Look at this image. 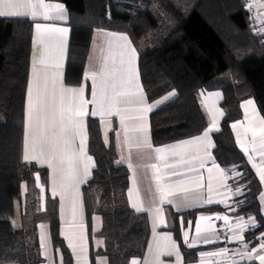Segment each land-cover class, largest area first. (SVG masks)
I'll return each instance as SVG.
<instances>
[{
	"label": "trees",
	"instance_id": "trees-1",
	"mask_svg": "<svg viewBox=\"0 0 264 264\" xmlns=\"http://www.w3.org/2000/svg\"><path fill=\"white\" fill-rule=\"evenodd\" d=\"M49 1L63 4L69 14L67 85L81 84L95 29L130 37L138 49L145 95L155 105L150 113L155 147L200 135L208 118L198 92L203 88L222 91L224 118L213 135V154L225 171L242 172L238 183L246 193L235 200L234 215L256 218L258 228L244 236L250 246L257 243V236L264 232L258 203L261 186L231 132V124L241 119L243 100L254 99L264 119V35L254 31L246 0ZM32 30L30 19L0 18V264H41L37 225L42 222L49 223L52 244L61 252L63 264H72L59 233L57 202L48 195V172L23 160ZM87 128L95 168L82 195L90 239L103 241L102 248L91 247V264L96 257L106 258L108 264H129L145 252L148 220L129 207V171L116 163L113 131L106 143L99 121L88 118ZM17 205L21 227L11 229L7 221L14 217ZM202 211L207 210L172 212L171 231L183 264L196 262L200 250L182 244L179 218L194 219ZM94 216L101 218L98 233L92 231Z\"/></svg>",
	"mask_w": 264,
	"mask_h": 264
},
{
	"label": "crops",
	"instance_id": "crops-1",
	"mask_svg": "<svg viewBox=\"0 0 264 264\" xmlns=\"http://www.w3.org/2000/svg\"><path fill=\"white\" fill-rule=\"evenodd\" d=\"M32 3L37 4L38 0H31ZM45 3L55 5L61 4L44 0ZM247 9L251 16V22L254 31L257 34L264 35V0H246ZM63 5V4H62ZM64 19H50L43 20L38 17L37 20H32L26 16L20 17H0V18H27L33 22L31 51L29 57V73L27 80V88L25 93L24 105V136H23V160L26 154L32 157L36 153L33 152L34 144L39 146L40 142L45 140L46 136L51 137V131L47 134L43 133L37 125L36 114L33 113L29 117L28 100L29 88L32 89V99L35 101L37 96V89L39 88L42 95L45 94V83L43 79L39 82L35 79L34 72H39L43 77L45 69H47L49 80L47 82L46 95L49 99L56 93V104L50 108V111L59 112V93L62 81L64 87L78 88L84 87V99L90 101L87 104V111L91 113L95 109V104L92 103L93 85L91 80L85 79L86 72H100L101 68L107 64L106 78L108 79V89L106 97L103 100L105 106V114L96 116L83 117L86 129V143L84 145L85 156L79 153L80 136H75L67 148V155L71 156L75 153V158L79 160V169L81 176L83 175V167L88 163L89 175L85 182L78 186H72L71 181H68L69 187L67 190L61 188L62 177H66L69 172V165L66 159L62 162L65 156L63 151V144L61 143L56 150V157L51 162V167L46 162H37L36 160L25 161L27 163L35 164L40 168H44L48 172V195L51 200L56 201L58 205L59 215V233L67 248L72 264H91L90 252L91 247L98 250L103 247V241L99 238L90 239L87 225L86 213L83 202L82 189L86 182L92 177L95 168V160L89 154V136L87 122L88 118H93L100 123L103 140L113 131L114 144L117 154V165L124 166L129 171V187L127 189V200L129 207L136 213H143L146 215L149 224V239L145 252L141 258H133L129 264H155V256L157 252L160 253L159 260L162 264H178L176 256H168L164 254L171 248L174 243L176 249L179 251L182 263V253L179 243L175 240L174 234L171 231L174 227V219L172 212L177 214L188 213L196 210H207L199 212L194 219L182 217L179 218L180 234L182 244L192 250H200L197 261L191 264H251L259 263V255H264V250H258L251 253L253 258L247 255H242L246 250L243 244H248L245 240V232L252 231L258 228L256 218L235 216L236 199H240L246 193L243 185L238 183L242 172L236 168H231L225 171L215 160L214 140L213 135L219 131H213L210 134V139L213 147L206 148L204 144H199L194 147H184L176 150H168L165 153L159 154L163 158H158V154L154 151L155 148L166 147L177 144V141L167 145L155 147L152 142L151 125H150V111L144 113V120L136 119L140 113L137 111L135 103L130 105H116L113 109V114H108L107 108L111 101L114 91H126L129 88H135L137 85L142 90L144 101L147 105H151L145 95L138 66L139 53L130 37L122 32L108 31L104 29H95L93 31L91 45L89 48L88 57L85 64L83 78L79 86H70L65 83L66 66L68 61L69 43L71 28L69 26V14L63 5ZM49 14L53 17L58 15L55 9H52ZM39 22L43 25L52 28H66L67 32H53L41 31L37 33L35 23ZM121 36H126L127 41L119 39ZM143 48L145 47L142 44ZM134 48L135 58L132 62V67L138 77L134 76L132 83H128V76L124 71L127 68V59L130 55V49ZM125 53L123 57L125 63L121 64V53ZM43 61V63H41ZM56 66H59L58 68ZM58 71L60 73L59 80L53 85L52 74ZM116 84L115 90L112 84ZM96 102H101V95L99 87L96 88ZM200 106L208 118L207 130L215 119L216 125L221 129V122L224 118V112L221 108L223 101V93L221 90H208L203 88L199 90ZM133 100L139 99V96L133 97ZM251 100L252 104H247ZM66 105L73 103L70 94H66ZM116 108L120 111L117 113ZM241 119L231 124V132L234 137L235 144L238 150L245 157L251 170L256 176L261 186V192L258 196V203L261 215L264 219V182L260 179L259 168H264V149L260 146L259 120L263 119L260 114L257 104L254 99H246L240 103ZM221 113L223 115H221ZM121 116L124 117L123 123ZM58 119V117H57ZM143 123L147 127V143L137 144L134 137L143 135L138 132L137 126ZM236 125L235 128L232 126ZM257 131L256 136V150L252 148V129ZM204 130V131H205ZM59 132V127L56 129ZM203 131V132H204ZM126 132L128 139L126 140ZM203 132L198 135L201 136ZM197 137V136H195ZM194 138V137H192ZM188 138L185 140H189ZM239 140V143L237 142ZM247 148L248 151H243ZM92 158L91 162H87L86 157ZM251 157V160L249 159ZM219 166V170L214 166ZM157 165V169H153L151 165ZM256 165L254 167L253 165ZM166 165H172L168 167ZM195 168V171L192 169ZM221 170L223 175H221ZM179 172L180 175H173L172 173ZM232 180L233 184L230 183ZM166 185L173 186V194L163 196L161 187ZM55 189V193H54ZM211 189V190H209ZM211 199L212 203H208ZM44 202V197H42ZM75 203L76 212L73 214V206ZM187 205V206H186ZM137 208L142 210L138 211ZM159 209V216L156 213ZM227 216L228 223L223 219H216V216ZM202 216L211 217L210 220H201ZM249 218L254 219L255 225L246 223ZM160 219L163 223H160ZM8 224L11 229H19L21 227L20 207L17 205L15 215L9 219ZM191 222V223H189ZM239 223H245L243 231L237 226ZM92 231L98 233L101 229V218L94 216L92 219ZM43 225V228H41ZM197 226L202 230L210 226L211 230L208 232L197 233ZM187 232V240L184 234ZM238 233L243 237V240L233 239V234ZM37 235L42 258L41 264H63V256L58 249H55L50 234V225L47 222H42L37 225ZM43 235V246L41 237ZM264 232L257 236V243L248 248H257L261 242V237ZM208 237L212 242L205 243L204 238ZM192 243L194 246L189 247ZM71 244V246H69ZM159 246V247H158ZM227 250L221 255H207L208 253H221L222 250ZM95 264H108L104 257H96Z\"/></svg>",
	"mask_w": 264,
	"mask_h": 264
},
{
	"label": "snow or ice",
	"instance_id": "snow-or-ice-1",
	"mask_svg": "<svg viewBox=\"0 0 264 264\" xmlns=\"http://www.w3.org/2000/svg\"><path fill=\"white\" fill-rule=\"evenodd\" d=\"M264 7V5H261ZM55 9L58 12V15L53 17L49 14V12ZM20 16H26L31 18L32 20H37L38 17H42L43 20L47 21L50 19H64V11H63V5L62 4H55L51 5L48 3H45L44 0H38L37 4H34L31 2V0H0V17H20ZM35 29L37 33H40L41 31H53V32H62L66 33L67 29L66 28H52L46 25H43L39 22L35 23ZM119 39L127 41L126 36H121ZM135 49L132 48L130 49V55H128L127 59V68L124 69L128 76V83L131 84L133 77L136 76L138 77V73H135L133 67H132V62L133 59L135 58ZM125 56V53H121V64L123 65L125 63L123 57ZM43 63V61H41ZM57 68L59 66H56ZM106 70H107V64L101 68L100 72H86L85 73V79L86 80H91L92 85H93V90H92V103L95 104V109L89 113L87 111V104L90 103V101L84 99V87H78V88H70V87H64L61 83L60 87V93H59V112L55 111H50V108L54 107L56 104V93L53 91V94L50 98V103L49 99L46 95L47 92V82L49 80L48 72L47 69H45L43 77H41L39 72H34L35 79L37 82L43 79L45 83V94L42 95L40 93L39 88L37 89V96L35 101L32 99V89L31 87L29 88V100H28V109H29V117L31 118L33 113L36 114V120H37V125L38 128L45 134L47 132L51 131L52 135L50 138L46 136L45 140L41 141L39 146L34 144L33 146V152L36 154L33 155L32 157H29L27 155V149H26V154H25V161L31 160H36L38 163L39 162H46L48 165L51 167V162L53 159L56 157V150L58 146L62 143L64 148L63 151L65 152V156L62 158V162H64V159L67 160L68 165H69V172L66 177H62V183H61V188L67 190L69 187L68 181H71L72 186H78L80 183H83L86 181L87 176L89 175V169H88V163L84 164L83 167V175L81 176L80 174V169H79V160L75 158V153L73 155L68 156L67 155V148L70 145L71 141L74 140L75 136L79 135L81 140H80V146H79V153L81 156H85L86 154L84 153V145L86 143V129L84 125V120L83 117L91 115V116H96V115H103L105 114V106L103 103L104 98L106 97L107 94V89H108V79L106 78ZM60 73L58 71L54 72L52 74V82L53 85L57 83L59 80ZM97 86L99 87L100 95H101V102L97 103L96 102V88ZM112 88L115 90L116 84H112ZM66 94H70L73 100V103L71 105H66ZM139 96V99L133 100V97ZM135 103L137 105V111L140 113L136 119L143 121L144 120V113L148 112L151 110L152 107L155 105H147L144 101V97L142 95V90L139 89V86L137 85L135 88H129L126 91H120L116 92L114 91L113 96L111 98V101L108 104L107 112L108 114H113V109L116 107V105H130ZM156 103H160V101H157ZM253 102L251 100L247 101V104H252ZM120 111L119 108H116V112L118 113ZM221 115H223L221 113ZM58 117V119H57ZM124 117L121 116V122L123 123ZM57 126L59 127V132L57 133L56 129ZM233 128L236 127V125L232 126ZM138 132L142 133L143 135L141 136H136L134 137V141L137 144L140 143H147V127L141 123L140 125L137 126L136 129ZM220 129L216 125L215 119L213 120L212 125L203 132L201 136L194 137L189 140H182L178 142L177 144L166 146V147H161V148H155L154 151L158 154V158H163L159 156L161 153H165L168 150H176L184 147H194L199 144H204L206 148L208 147H213L210 139V134L213 131H219ZM259 133H260V146L261 149H264V119L259 120ZM256 136H257V131L255 128L252 129V148L253 151L256 150ZM128 139L127 137V132H126V140ZM105 142L107 143V137H105ZM239 143V140L237 141ZM243 151L247 152V148H243ZM262 155H264V152H262ZM251 160V157H249ZM87 162H91L92 158L90 156L86 157ZM214 166L219 170V166L215 165V162H213ZM168 167H172V165H166ZM256 167V165H253ZM153 169H157V165L153 164L151 165ZM195 171V168L192 169ZM158 171V169H157ZM258 171L260 172V179L262 182H264V168H259ZM173 175H180L179 172H174L172 173ZM221 175H223V171L221 170ZM39 179V177H37ZM161 192H162V199L163 196L166 195H172L173 194V186L172 185H166L161 187ZM211 190V189H209ZM55 193V189H54ZM208 203H212V200L209 199ZM187 206V205H186ZM138 211L142 210L140 208H137ZM76 208H75V203L73 206V214L75 215ZM159 209H156V213L159 216ZM201 220H210L212 219L211 217H206L202 216L200 218ZM216 219H223L225 223H228V217L227 216H216ZM160 223H163V220L160 219ZM191 223V222H189ZM246 223H250L253 226L255 225V221L252 218H249V220ZM241 231H243L244 227L246 226L245 223H239L237 225ZM41 228H43V225H41ZM211 228L210 226L205 227L203 230L197 226V233L201 234V232H208L210 231ZM185 240H187V232L184 234ZM233 239H239L243 240V237L239 235L238 233L233 234ZM261 242L257 248H248V244H243V248L246 250L242 255H247L249 258H253L251 256V253H255L258 250H264V236L261 238ZM42 241V246H43V235L41 237ZM205 243L212 242L210 238L205 237L204 238ZM71 246V244L69 245ZM189 247H193L194 245L192 243L188 244ZM159 247V246H158ZM227 251L222 250L221 253H208L207 255H221L223 252ZM164 254L168 256H176L178 264H180L181 257L179 254V251L176 249L175 244L173 243L171 245V248L167 250ZM160 253L157 252L155 256V264H162V262L159 260ZM259 261L261 264H264V255H259L258 257Z\"/></svg>",
	"mask_w": 264,
	"mask_h": 264
},
{
	"label": "rangeland",
	"instance_id": "rangeland-1",
	"mask_svg": "<svg viewBox=\"0 0 264 264\" xmlns=\"http://www.w3.org/2000/svg\"><path fill=\"white\" fill-rule=\"evenodd\" d=\"M144 45H145V47H146V42H144ZM169 96H171V95H168L167 98H168Z\"/></svg>",
	"mask_w": 264,
	"mask_h": 264
}]
</instances>
